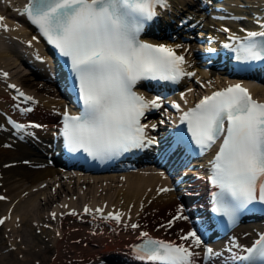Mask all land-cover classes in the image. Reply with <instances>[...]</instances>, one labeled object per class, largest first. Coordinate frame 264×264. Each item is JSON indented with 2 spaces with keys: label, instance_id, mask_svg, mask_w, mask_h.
<instances>
[{
  "label": "snow or ice",
  "instance_id": "6c2138e0",
  "mask_svg": "<svg viewBox=\"0 0 264 264\" xmlns=\"http://www.w3.org/2000/svg\"><path fill=\"white\" fill-rule=\"evenodd\" d=\"M167 6L168 0H27L19 14L26 16L47 42L68 58L78 82L83 110L79 115L64 112L61 133L70 151L82 149L94 158L111 159L157 143L146 132L149 125L141 121L150 111L162 108L163 97L147 99L135 91L137 84L143 80L179 83L185 76L196 75L185 70V56L177 52L182 45L152 44L139 38L145 22L159 15L157 8ZM4 20L0 16V30L7 31ZM260 28L244 30L246 34L242 38L230 37L234 47L228 44L225 47L233 48L238 61H264V23ZM3 76L7 77L8 73ZM9 87L24 102H34L33 97L16 85ZM184 97L181 93V98ZM171 106L180 110L175 102ZM180 121L187 124L192 140L201 150L211 149L221 141L211 164V182L219 189L214 211L234 221L242 208L254 201L264 203V103L255 100L242 85H230L204 96L195 107L183 112ZM8 122L18 132L43 127L11 119ZM151 127L155 129L156 125ZM3 199L6 198L0 196ZM91 211L85 206V214ZM95 211L103 219L121 223L123 213L109 212L104 216L103 208ZM71 215L77 213L73 211ZM4 219H0V224ZM178 219H188L183 215V206L173 218ZM172 223L170 220L168 226ZM129 226L133 230L140 227L137 223L125 225ZM139 238L142 242L134 246L136 258L150 264H197L200 253L195 249L204 244L196 230L180 237L182 241H190L187 246L153 238L146 231L140 232ZM242 251L246 254L233 253L231 260L264 264V234ZM220 255L211 247L205 248L206 260Z\"/></svg>",
  "mask_w": 264,
  "mask_h": 264
},
{
  "label": "bare ground",
  "instance_id": "6f19581e",
  "mask_svg": "<svg viewBox=\"0 0 264 264\" xmlns=\"http://www.w3.org/2000/svg\"><path fill=\"white\" fill-rule=\"evenodd\" d=\"M178 1L180 2V0ZM23 2L24 0H3L0 3V15H4L5 20L3 23L8 25L7 31H0L2 33L0 34V66H7L5 67L7 70H10V68L14 69V61L15 63L21 62L19 57L15 56V54L19 55L28 51V48H26L24 43H21L22 40L24 42L30 40L31 43L37 46L36 40L32 39L33 32H29L27 27L21 23L22 17L19 13L22 11ZM171 15L176 16V14ZM217 25H220V22H218ZM8 43L11 47L6 48L5 46H7ZM168 43L172 45L178 44L175 41H168ZM194 47L199 48L201 45L200 43L198 44L197 42H194ZM10 55L14 56L13 62L6 60ZM197 71H200L196 76H198L199 80L202 81V85H204L203 89H208L212 84H215V86L227 84V77L225 76H217L215 79H212L211 75L205 73L203 70L201 71L197 69ZM14 77H16L14 80L17 82L28 81V79H23L21 76L16 75ZM3 83L4 82H0V111H10L8 110V107L9 104L13 102V100L9 95L6 94L7 86L5 83ZM185 83L186 85H184V87L181 89V91L185 94V97L181 98V95L179 97L182 102L185 103L186 100L187 103H190V101L194 100V95L202 92V89H199L201 86H196L195 81L192 79H186ZM42 88V86L39 87L41 91L44 90V88ZM53 88L56 89L55 86L52 87V90ZM188 89H192V91L189 92ZM251 91L252 94H255V96H259L261 99L264 98L263 85L262 87L253 86ZM34 94L38 103L36 104L34 111L30 112L28 118L36 117L40 122H42L43 127L41 129H34V131H37L39 133L38 135L40 136L42 135V131H46L47 128L51 129L55 127L54 121L57 115L51 110H54V108L59 110L60 108L58 104L62 103L65 99L62 95H60V93H58V100L56 99L57 101L51 100L49 96H46L43 93L39 94L37 90ZM15 114L18 116L21 115V117H23L22 114ZM2 122H5V120L0 115V125ZM2 129V126H0V151L4 152L5 157L4 160L1 159L0 161V184H2L1 188L3 189L0 194H4L6 199L0 200V209L2 210L0 213V219H6H4L3 224H0V229L3 228V230L0 231H2L3 234L5 233V235H3L2 232L0 233V259L1 257H5V255H10V253H4L6 251L5 249L9 248L8 245L10 244L11 246L15 247V249L17 248L16 251L18 253H23V257H20V259L17 257L13 258L14 263H26L30 260V258H33L34 260L36 258H40L44 261L45 259L49 258L47 251L53 250L54 253L51 261L53 264H89L90 262L94 261L99 262V260L103 259V257H116L117 260L121 262V264L124 261L127 264H137L134 261L132 262L125 258L123 250L115 249L113 247L110 248L107 244V240L111 239V237L120 238L121 236L124 237L130 234L135 235L137 230L133 231L129 227L124 228L121 223L113 224L111 220L104 221L100 219L97 221L98 224H94L93 222L96 219L98 220L95 215L92 216V218L95 217V219L90 223L88 220H86L85 216L80 218V220L75 218L74 220L69 221V217H58V212L59 210L62 211V209L59 208V204H57L55 207L57 210L54 213L57 215L56 220L60 225L58 228L60 235L55 236L54 231L45 229V227L48 226L47 222L49 223V221L53 219L51 217L52 215L50 214L52 212L50 209H48V207L51 205V203L57 201V198L64 193L63 187L66 185V181L61 180V177L65 174L63 172L65 163L55 164L54 162L55 165H49L47 163L48 160L45 157H42L39 144L36 146H31L28 145V143L18 142V144H14L12 147H10L13 141L17 143V139L11 137L12 134L21 137L26 133L18 132L13 128L12 131L2 132ZM30 129L31 128H29V131ZM51 138L52 135L49 139L52 141ZM44 142L45 141L42 142V146L48 145L50 141H47L46 144H44ZM25 145H28V147L25 148ZM46 150L50 151L49 148ZM51 151V153H53L52 147ZM55 158L56 157H54V159ZM25 159H27L28 163L22 162ZM10 161L16 162V164L7 166L6 163ZM158 170L159 173H152L150 171L142 172L138 169L134 172H119V174L116 172H104L95 175L90 174V176L85 177L80 176L79 179L73 181L72 188L68 189L67 187L65 192L66 195L69 192H73V189H75L74 184L76 183L77 185L81 183H90L91 188L87 190L95 194L99 186L97 182H103V184L106 186L105 188H107V185H111V183L121 179L122 182H124V185L116 190V196L114 199L112 198L113 201L111 204L114 203L117 206H122V208L124 207L126 210L129 208L132 215V218H130L129 221L137 219L140 223H150V227H153L155 223L163 221L169 222L171 220L173 221V226L169 229V235L179 233L184 231V228H188L190 223L189 220L171 219V217L177 213V209L182 205H180L179 200L177 199L178 192L173 190V181L170 177H168L167 172L164 169H162V171L160 169ZM197 171L200 172L201 170L194 169L192 170V173H197ZM160 172L163 173V175H161ZM156 176H158V178L160 177L161 179L163 178L162 181H165L164 186L166 183V187H169L172 189V191L160 193L158 190L161 187H158V178ZM43 181L47 182L46 186L42 185ZM57 181L61 183V188L57 187V189L53 190V193H50V188L52 187L53 183ZM91 182H93V184H91ZM102 189H104L103 186ZM190 191L193 190L190 189ZM40 194H44L45 197L38 198L41 196ZM107 199L112 200L111 197ZM65 202H67V200H64L62 205H64ZM93 202L94 201L91 203ZM102 202L103 200H101L99 203ZM69 204V207H73V204H76V202L71 201ZM105 222L112 223L110 231ZM23 225L24 227L28 226L29 229H24V227H22ZM37 229L39 233L35 235L33 230ZM239 231V229L235 230L233 231V234L240 235ZM251 233L252 232L248 231V234H243V237L239 236V238H242L243 241L249 240L253 237V233L252 235ZM77 237L81 238L78 239ZM76 238L77 240H75ZM39 243L42 246H40ZM23 244H25L26 247H24ZM84 244L86 245L85 248L89 249L90 252L88 253L89 256L87 258L82 259L74 254V251ZM121 247L122 246H118V248ZM71 251H73V254H71ZM64 254L66 257L63 256Z\"/></svg>",
  "mask_w": 264,
  "mask_h": 264
},
{
  "label": "rangeland",
  "instance_id": "374dc122",
  "mask_svg": "<svg viewBox=\"0 0 264 264\" xmlns=\"http://www.w3.org/2000/svg\"><path fill=\"white\" fill-rule=\"evenodd\" d=\"M255 1V0H254ZM253 0H243V2H245V3H247L248 4V7H251L252 9H253V6H251V4L254 2ZM2 2V1H1ZM238 2H241V0H238ZM237 2V3H238ZM228 6H231L230 4H227ZM241 7V6H240ZM243 8V7H242ZM201 21H203V22H205V24H207V25H209L208 26V28H210V27H212V24L213 23H209V21L208 20H201ZM217 24H218V22H217ZM28 52V51H27ZM13 58H14V56H9L6 60L7 61H11V62H13ZM20 63V65H21V62H19ZM19 63H17V65L18 66H20L19 65ZM13 64L15 65L16 63H15V61L13 62ZM15 67H16V65H15ZM15 67H14V69H11L10 68V71H12L13 73V75L14 76H21L23 79H28V81H25V82H22L21 81V84H23V85H25L26 87H28V88H30L31 90H33V91H35L36 92V90H37V92H39L40 94H42L43 92H41V91H38V88H37V83L34 81V79L32 78V76L30 75V76H28V75H23V74H21V75H18V72H16V69H15ZM13 76V77H14ZM14 78H16V77H14ZM32 81V82H31ZM27 82V83H26ZM29 82V83H28ZM31 82V83H30ZM31 84V85H30ZM34 85V86H33ZM29 86H31V87H29ZM53 87V86H52ZM52 87H50L51 88V90H52ZM43 91H45V90H43ZM48 91V92H47ZM47 91H45L47 94H45V95H48V96H50L51 97V99L53 100L56 96H57V93H56V91H50V89H48L47 88ZM49 91H50V93H49ZM44 94V93H43ZM49 97V98H50ZM55 100V99H54ZM4 157H5V155H4V152L3 151H0V161H1V159H3L4 160ZM42 157H43V154H42ZM65 175V174H64ZM63 175V176H64ZM63 176L61 177L62 179L61 180H64L63 179ZM157 178H158V176H156ZM159 180H163V178L161 179L160 177L158 178V180H157V182L159 181ZM66 181V185L63 187L64 188V195H63V197L62 196H60L59 197V200H61V202L62 201H64L66 198H67V200L68 199H70L71 201H80V203H89V204H93V203H99V202H101V200H103V201H105V200H108L109 202H110V204H111V202L113 201V199L115 198V196H116V190L117 189H119L122 185H124V182H122V180H116L114 183H111V185H107L108 187L107 188H105L106 186H105V184H103V182L102 183H99V182H97V184L99 185L98 186V190H97V192L95 193V194H93V193H91V191H88L87 189H90L91 188V185H90V183L88 184V183H81V184H78L77 185V183L76 184H74V188H76L75 190L73 189V192H72V194L69 192V193H67V195H66V190H67V187H68V189H71L72 188V184H73V179L71 178V180L70 179H68V180H65ZM163 182V181H162ZM162 182H158L159 184H158V187H161L162 186ZM91 184H93V182H91ZM102 184V185H101ZM77 185V186H76ZM57 186V184H56V182L55 183H53V185H52V187L50 188V193H53L54 191V187H56ZM104 187V190L103 189H101V187ZM2 184H0V192H2ZM49 190V189H48ZM86 190V191H85ZM36 193H38V192H36ZM41 195V194H40ZM43 198V197H45V195L43 194V195H41V196H39L38 198ZM109 197H111V199L112 200H109V199H107V198H109ZM103 198V199H102ZM89 200V201H88ZM86 201H88V202H86ZM92 201H94L93 203H91ZM63 203V202H62ZM103 203V202H102ZM52 204H54V203H51V205L48 207V209L50 208V211L52 212V213H54V210L53 209H51L52 208ZM59 205H60V203H58ZM114 204V203H113ZM112 204V205H113ZM78 206H80V205H78ZM74 207V206H73ZM82 208V206L80 207V209ZM55 209V208H54ZM57 210V209H56ZM1 209H0V213H1ZM45 211H47V210H45ZM49 211V212H50ZM47 224H50V223H48L47 222ZM50 225H48V227H49ZM22 227H24V225L22 226ZM47 226L45 227V229H48V230H51V231H54V235L55 236H59L60 234H59V232H56L57 230H59L58 228H48ZM24 229H29V227L27 226H25L24 227ZM0 230H3V228L2 229H0ZM34 231V234L35 235H37L39 232H38V229L37 230H33ZM2 231H0V233H1ZM2 234H3V232H2ZM3 235H5V233L3 234ZM74 239V238H73ZM116 239H118V237H116V238H112L111 237V239H108L107 240V244L109 245V247L110 248H118V246H122V244L120 245L119 243H117V244H115L114 242H116ZM122 241V240H121ZM121 241H119V242H121ZM40 244V243H39ZM22 246V245H21ZM23 246L24 247H26V245L25 244H23ZM22 246V247H23ZM40 246H42L41 244H40ZM8 247H9V250H8V248L7 249H5L6 251L4 252V253H10V255L8 254V255H5V257H1V259H0V264H53V262H51L52 261V256H53V250H49V251H47V253L49 254L48 255V259H45L44 261H43V259H40V258H36L35 260L32 258H30V260L28 261V262H26V263H14L13 262V258L14 257H17V258H19L20 259V257H23V253H18L17 251H16V249H15V247H13V246H11L10 244L8 245ZM86 247V245L84 244L83 246H81V247H79L78 249H75V251H74V254H76V252H77V256L78 257H80V258H82V259H84V258H87L88 256H89V249H86L85 248ZM77 250V251H76ZM73 251H71V253L73 254ZM83 252V254L82 253H79V252ZM64 257H66V255L64 254L63 255ZM63 258V257H62ZM3 259V260H2ZM113 261L115 260V261H117V262H120L119 260H117V258L115 257H113V258H111ZM41 260H42V262H41ZM32 261V262H31ZM104 263H106V264H111V263H108V262H104ZM104 263H99V264H104ZM120 264V263H119Z\"/></svg>",
  "mask_w": 264,
  "mask_h": 264
}]
</instances>
